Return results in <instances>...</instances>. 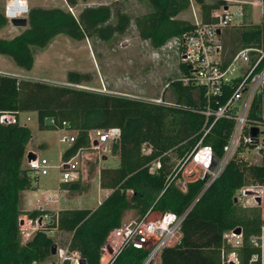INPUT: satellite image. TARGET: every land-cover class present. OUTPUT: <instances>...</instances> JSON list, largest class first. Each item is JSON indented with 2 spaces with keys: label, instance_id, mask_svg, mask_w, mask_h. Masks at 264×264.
<instances>
[{
  "label": "trees",
  "instance_id": "1",
  "mask_svg": "<svg viewBox=\"0 0 264 264\" xmlns=\"http://www.w3.org/2000/svg\"><path fill=\"white\" fill-rule=\"evenodd\" d=\"M143 1L149 11L134 17L114 2L85 5L77 15L59 7H32L26 15L27 27L21 33L0 38V54L9 56L17 67L31 70L32 46L44 48L60 34L75 40L110 41L123 35L133 23L139 37L159 49L194 26L177 17L189 7L190 0ZM67 2L76 4V0ZM195 2L204 23L216 21L212 12L226 4L225 0ZM7 23L0 11V29ZM237 32L233 40L240 47L264 44V24L242 25ZM178 67L179 76L167 84L173 100H166L170 105L75 86L92 80L87 72L67 71V83L62 85L0 72V115L15 117L14 122L0 123V264H31L33 260L44 264L54 244L48 234L52 230L70 233L68 249L77 251L86 264H100L101 247L110 231L120 226L124 211L143 215L150 207L177 214L188 209L177 241L164 247L159 261L150 264H221L223 232L232 228L242 229L239 259L243 264L248 262L256 252L248 238L259 230L261 208L240 205L236 193L249 185L264 187V147L258 163L235 157L207 187L204 188L205 180L196 179L188 181L184 190L179 188L177 178H172V157L181 158L202 136L205 116L197 110L205 102L201 88L182 82L186 68L181 61ZM260 100L261 96L255 103ZM262 101L264 105V91ZM24 111L36 113L40 129L59 130L63 121L68 123L67 129L75 136L63 151L62 161L91 148L88 131L118 130V136L111 141V152L118 156L119 163L117 167L99 169V186L109 193L95 208L58 212L20 209L21 192L31 187L34 178L22 165L31 138L30 128L19 121ZM47 118L54 123H45ZM232 125L229 119H219L203 138L216 157L222 155ZM156 159L161 162L160 168L149 172V163ZM61 188L73 191L79 189V183H62ZM44 214L50 215L49 220L22 242L21 215L38 220ZM145 257V250L128 245L112 264H142Z\"/></svg>",
  "mask_w": 264,
  "mask_h": 264
},
{
  "label": "built area",
  "instance_id": "2",
  "mask_svg": "<svg viewBox=\"0 0 264 264\" xmlns=\"http://www.w3.org/2000/svg\"><path fill=\"white\" fill-rule=\"evenodd\" d=\"M199 6V5H198ZM29 6L25 0H9L4 8L3 14L8 22L14 18L26 17ZM228 8L221 7L212 12L216 21L204 23L201 19L200 6L194 26L181 34L167 40L166 45L174 47L180 56L186 71L181 80L185 84H192L201 88L204 99V107L197 112L205 116V124L202 127V136L193 148L178 158L173 167L172 178L180 179L183 173L191 178L205 180L204 188L212 183L224 170L227 163L235 157L258 163L261 157V149L264 147V111L262 93L264 91V44L247 45L239 47L236 51L229 53L222 41L224 29L231 26L232 16L228 15ZM194 15H196L194 13ZM219 30V33L217 32ZM261 96V100H255ZM158 104L170 105L171 103L162 97L152 100ZM255 103V104H254ZM219 119L233 121L231 131L223 145V153L216 157L212 147L204 144L203 138L210 132L211 128ZM12 114H1L0 123L14 122ZM50 124L54 123L52 118H47ZM68 128L66 121L62 122L61 129ZM257 130V135L252 134V129ZM60 130V129H59ZM118 136V130L114 128L93 129L88 131V137L92 148H98L101 144L110 142ZM61 142L74 141L73 135H64ZM94 142H97L94 144ZM252 151V155H245L244 151ZM81 151H78L67 161H61L57 166L60 170V183H67L77 179V162H72ZM254 156V157H253ZM214 158H216L215 164ZM159 159L149 163V172L159 169ZM27 169L30 174L37 178L46 175L49 164L46 158L39 157L27 160ZM179 175V176H178ZM183 185L182 190L185 189ZM248 186L239 190L244 196ZM257 198L260 202H257ZM251 205L261 208V224L257 233L248 238L249 244L256 248L245 264H264V187L252 195ZM43 209V208H40ZM188 209L177 214L173 211H155L152 207L143 215L114 228L108 234L101 247L100 264H112L116 256L128 245L141 248L146 251V257L142 264L155 263L162 249L170 246L171 241H177L180 235L181 223ZM41 220H33L29 217L20 218V233L28 240L36 231H31L33 222L41 224L42 219L48 220L49 214L40 217ZM38 221V222H37ZM235 228L223 232V245L220 250L221 264H243L239 259V250L243 244V233L234 232ZM111 248V252L108 251ZM58 263L69 261V264H80V256L77 251H71L66 245L57 251ZM31 264H40L33 260Z\"/></svg>",
  "mask_w": 264,
  "mask_h": 264
},
{
  "label": "rangeland",
  "instance_id": "3",
  "mask_svg": "<svg viewBox=\"0 0 264 264\" xmlns=\"http://www.w3.org/2000/svg\"><path fill=\"white\" fill-rule=\"evenodd\" d=\"M205 1L215 2L216 0ZM91 2L94 4L114 2L132 17L149 11V6L143 0H91ZM225 2L228 8V15L232 16V23L231 26H227L224 29L222 41L228 52L232 53L240 47L233 38H235L238 29L242 25L264 24V1L225 0ZM198 8L199 6L195 0H190L189 7L181 11L177 17L193 23L197 19ZM69 10L77 15L80 9L79 7L74 9L71 7ZM1 35L0 37L2 38L12 37V34L6 33V31ZM32 52L34 55V65L31 70L17 67L9 56L2 54H0V69L2 71L6 70L9 73L15 72L22 77H26V79L35 78L51 83L53 81L60 85L67 83V71L87 72L92 75V80L75 86L107 92L102 86L104 81L107 89L117 88L128 98L152 101L162 97L164 100L173 101L167 84L171 79L179 76V52L174 47L166 44L159 49H153L147 41L139 37L133 23L123 35L115 36L110 41L94 40L92 42L88 39L75 40L64 34H60L44 48L32 46ZM19 121L21 124H26L31 130L29 144L30 147L37 149V152H30L37 154L39 157L46 158L49 164L48 173L37 178L34 177L32 185L38 188V192L44 189L50 191L57 190L60 178V170L57 166L62 161L61 155L63 151L70 145L69 141L61 142L60 138L64 135L68 136L69 129H40L34 111L20 112ZM70 134L75 136L74 132ZM244 152L245 155H252V151L250 150H245ZM103 155L106 156V159L102 158ZM114 155L111 152V141L101 144L98 148L91 147L79 153L72 162H77L78 169L76 176L80 182V187L78 190H73L69 193V196H78V199L76 198L78 202L74 201L66 207L97 206V201L104 199V191H100L96 177L101 167L118 166L119 158L113 157ZM172 161L176 164L178 159L172 157ZM22 165L27 168L26 157ZM187 171L181 175L179 180H176V185L179 188H183V185L191 178L186 175ZM248 188L252 191L251 194L244 196L240 192L236 193V198L242 206H250L252 204L250 201L252 195L257 193L261 189V186L249 185ZM20 198V209L23 212L28 211L26 210V195L23 192H21ZM55 199L57 200L56 204H58V200L65 204L68 202V195L67 197L62 196ZM33 202H35L34 199ZM137 216L138 214L133 210L125 211L122 221L126 222L137 218ZM25 217L27 216L21 215L20 218ZM40 220L41 218L38 219V221ZM48 220L42 219L39 225L33 222L30 230H37ZM48 234L54 241L56 254L59 248H64L67 245L70 236V233L58 230L49 231ZM21 238L22 242L26 241L22 235ZM174 241L175 239L170 244H174ZM56 254H51L50 257L44 260V264L58 263ZM158 261L159 258L155 263Z\"/></svg>",
  "mask_w": 264,
  "mask_h": 264
},
{
  "label": "crops",
  "instance_id": "4",
  "mask_svg": "<svg viewBox=\"0 0 264 264\" xmlns=\"http://www.w3.org/2000/svg\"><path fill=\"white\" fill-rule=\"evenodd\" d=\"M8 1L9 0H0V11H3V8ZM25 2L29 6V8H32V7H43V8L59 7V8H62L64 10H69L71 7L73 9L76 7H79V9L81 10L82 7L85 5H95L93 2H91V0H86L85 2L82 0H76V4L73 6H71L67 2V0H25ZM98 4H101V3H98ZM80 6H82V7H80ZM80 10L77 12V14L80 12ZM26 27H27V25L25 27L14 26L11 22H8L3 28L0 29V36H2L1 34H3L6 31V33L12 34V37H13V36L21 33V31L23 29H25ZM0 38H2V37H0ZM3 38H6V37H3ZM53 39H55V37ZM0 72L5 73V74H9V75L22 77L21 75H18L15 72L9 73L8 71H6V70L2 71L1 69H0ZM23 78H26V77H23ZM32 79H35V78H32ZM43 81H46V80H43ZM52 83H55V82L52 81ZM102 86L104 87V90L106 89L105 91H107L105 93H109V94L111 93L114 95L117 94L118 96L126 97V95H124V93H122V91H119L117 88L116 89L115 88H110V89L108 88L107 89L104 81H103ZM70 133H73V131L69 130V135H71ZM30 151L37 152V149H35L34 147H30V144L28 142L26 145V154ZM25 157H26V155H25ZM113 157H118V156L114 155ZM102 158L106 159V156L103 155ZM23 162H24V160H23ZM110 167H112V166H110ZM98 176H99V173L96 177V179H98L97 181L99 184V177ZM77 179H75L74 181H77L79 183V187H80V182ZM61 184L62 183H60V181L58 180V188H57V190H54V191L44 189V190H41L38 192V188L35 185H31L30 188L23 190L22 192L26 195V210L38 209V210H50L52 212L53 211L58 212L59 210H63V209H76V208H78V209H80V208L93 209L96 207V206L73 207V208L66 207V206H68V204H70L74 201L78 202V200H76V198L78 199V196H76V197H74L73 195L69 196V193L72 191L61 188ZM99 188H100V186H99ZM76 190H78V189H76ZM100 191L101 192L104 191V197L109 193L108 189L100 188ZM67 195H68V202H66L65 204H63L60 200H58V204L55 203L57 201L55 199L56 197H62V196L67 197ZM33 199L35 202H33ZM101 200L99 199L97 201V204H99L101 202ZM28 206H32V207L29 208ZM40 208H43V209H40ZM126 211H132V210H126ZM124 213H125V211H124Z\"/></svg>",
  "mask_w": 264,
  "mask_h": 264
},
{
  "label": "water",
  "instance_id": "5",
  "mask_svg": "<svg viewBox=\"0 0 264 264\" xmlns=\"http://www.w3.org/2000/svg\"><path fill=\"white\" fill-rule=\"evenodd\" d=\"M225 8H227V6H225ZM10 22H11L14 26L25 27V26L27 25V18H26V17L14 18V19H12ZM217 32L219 33V30H217ZM252 134H253V135H257V130H256V128H255V129H252ZM96 143H97V142H94V144H96ZM26 158H27V160L33 159V158H35V154L32 153V152H28V153L26 154ZM215 162H216V158H214V162H213V164H215ZM246 193H247V194H251L252 191H251V190H247ZM256 200H257L258 203L260 202V199H259V198H257ZM21 223H22V220H20L19 224H21ZM234 232H235V233H239V232H240V228H235ZM108 251H109V252L112 251L110 247H108ZM51 254H52V255L56 254V246H55V244L52 245V252H51ZM79 263H80V264H86V262H85L84 259H80V260H79Z\"/></svg>",
  "mask_w": 264,
  "mask_h": 264
}]
</instances>
